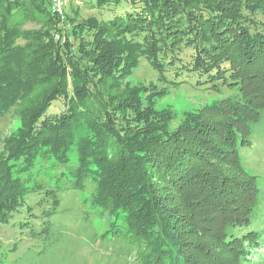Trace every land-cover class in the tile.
Listing matches in <instances>:
<instances>
[{
	"label": "trees",
	"instance_id": "trees-1",
	"mask_svg": "<svg viewBox=\"0 0 264 264\" xmlns=\"http://www.w3.org/2000/svg\"><path fill=\"white\" fill-rule=\"evenodd\" d=\"M81 1L113 13L123 0ZM127 1L131 11L79 20L80 7L0 0V224L43 190L33 170L56 161L72 189H91L99 241L119 263L262 264L259 234L244 232L258 180L238 145L264 119V0ZM187 50L182 72L239 93L170 131L174 113L156 108L166 89L121 84L143 57L166 78ZM9 116L19 126L4 136ZM46 196L56 210L57 191Z\"/></svg>",
	"mask_w": 264,
	"mask_h": 264
},
{
	"label": "rangeland",
	"instance_id": "rangeland-1",
	"mask_svg": "<svg viewBox=\"0 0 264 264\" xmlns=\"http://www.w3.org/2000/svg\"><path fill=\"white\" fill-rule=\"evenodd\" d=\"M71 6L81 8L79 16H75L74 7L71 12L79 20L88 17L112 18L132 9L127 0H123L113 13L86 9L81 0L70 1L66 11ZM31 27L35 26L29 25ZM191 53V50L185 51L179 56L182 60L174 66H167L166 78L143 57L133 74L121 84L125 88L139 86L143 89L154 85L158 90L166 89L164 96L156 98V108H168L174 113V119L169 125L170 131L184 125L189 114L208 117L209 112L205 107L235 98L239 93L221 83L216 89L212 83H207L205 77L182 72L179 69L182 63L186 66L192 64ZM18 126V117L9 116L1 124L2 135H10ZM238 152L245 170L257 178L259 192L251 224L244 232L259 234V249L264 253V119L252 125L251 144L238 145ZM76 159H72V162L75 163ZM63 170L65 168L56 161L43 162L33 170V182L42 185L43 190L29 194L9 224H0V264H121L117 261V251L99 241L105 225L97 215L92 214L97 212L86 202L91 189L88 193L86 190L72 189L67 177L62 179L59 175ZM48 190H56L58 193L60 204L56 210L53 208V200L46 196ZM45 213L54 214L48 217ZM44 228H49L50 232L46 233ZM215 252L216 255L220 253L218 260H229L228 253ZM216 262L213 261V264Z\"/></svg>",
	"mask_w": 264,
	"mask_h": 264
},
{
	"label": "built area",
	"instance_id": "built-area-1",
	"mask_svg": "<svg viewBox=\"0 0 264 264\" xmlns=\"http://www.w3.org/2000/svg\"><path fill=\"white\" fill-rule=\"evenodd\" d=\"M52 11L55 14L63 15L66 9V5L73 0H48Z\"/></svg>",
	"mask_w": 264,
	"mask_h": 264
}]
</instances>
